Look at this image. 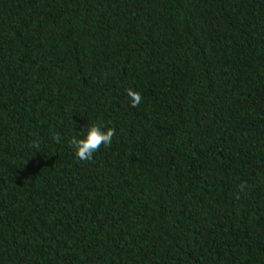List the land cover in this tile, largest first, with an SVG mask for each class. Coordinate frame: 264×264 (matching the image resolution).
Masks as SVG:
<instances>
[{
  "label": "trees",
  "instance_id": "1",
  "mask_svg": "<svg viewBox=\"0 0 264 264\" xmlns=\"http://www.w3.org/2000/svg\"><path fill=\"white\" fill-rule=\"evenodd\" d=\"M0 264H264V0H0Z\"/></svg>",
  "mask_w": 264,
  "mask_h": 264
},
{
  "label": "clouds",
  "instance_id": "2",
  "mask_svg": "<svg viewBox=\"0 0 264 264\" xmlns=\"http://www.w3.org/2000/svg\"><path fill=\"white\" fill-rule=\"evenodd\" d=\"M127 96L130 98L131 107H138L143 100L142 95L132 89H126ZM115 135V129L111 127L105 128L104 125L91 124L88 126L87 134L85 138L78 139L73 137L70 140V146L74 149L75 157L80 161H91L93 159V154L98 152L101 146L110 147L112 143V138ZM56 143H60V135L58 133L54 134L52 137ZM32 147L39 151L38 142H33ZM249 186L246 183H240L237 185V190L235 193V198L240 199V194L245 192L246 188Z\"/></svg>",
  "mask_w": 264,
  "mask_h": 264
}]
</instances>
